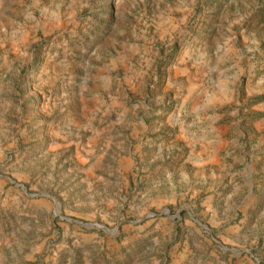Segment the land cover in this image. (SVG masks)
Instances as JSON below:
<instances>
[{
    "label": "rangeland",
    "instance_id": "rangeland-1",
    "mask_svg": "<svg viewBox=\"0 0 264 264\" xmlns=\"http://www.w3.org/2000/svg\"><path fill=\"white\" fill-rule=\"evenodd\" d=\"M0 264H264V0H0Z\"/></svg>",
    "mask_w": 264,
    "mask_h": 264
},
{
    "label": "water",
    "instance_id": "water-1",
    "mask_svg": "<svg viewBox=\"0 0 264 264\" xmlns=\"http://www.w3.org/2000/svg\"><path fill=\"white\" fill-rule=\"evenodd\" d=\"M55 210H56V212L58 213V206H57V204H55ZM91 226V225H90Z\"/></svg>",
    "mask_w": 264,
    "mask_h": 264
}]
</instances>
